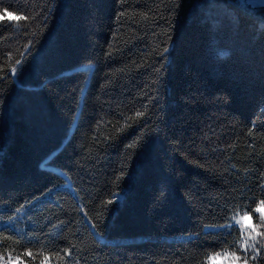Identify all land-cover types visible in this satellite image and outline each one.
Wrapping results in <instances>:
<instances>
[{"label":"trees","instance_id":"trees-1","mask_svg":"<svg viewBox=\"0 0 264 264\" xmlns=\"http://www.w3.org/2000/svg\"><path fill=\"white\" fill-rule=\"evenodd\" d=\"M261 200L264 6L0 0V264H264Z\"/></svg>","mask_w":264,"mask_h":264},{"label":"snow or ice","instance_id":"snow-or-ice-1","mask_svg":"<svg viewBox=\"0 0 264 264\" xmlns=\"http://www.w3.org/2000/svg\"><path fill=\"white\" fill-rule=\"evenodd\" d=\"M16 19H18V20L19 19H24V17H16ZM19 63H20V61H17V64H19ZM140 115H142V113L138 112L137 116H140ZM109 202L111 203V201H109ZM254 211L256 213L260 214V220L262 222H264V200L260 201V203L254 209ZM251 219H252V217L249 214L245 213L236 222L241 224L242 229L243 228H250V233H249V238L250 239H252L254 237H261L262 239H264V232H261V231L257 230L259 227L264 226V225H255V226H253L250 223H248V222L251 221ZM233 230H234V226H233ZM29 255H30V253H29ZM45 259H47V258H45ZM211 259L213 261H215L217 259V257H212ZM231 259L233 260L234 264H236V262H238L240 260V257L235 255V254H233ZM244 264H247V260L244 261Z\"/></svg>","mask_w":264,"mask_h":264},{"label":"rangeland","instance_id":"rangeland-1","mask_svg":"<svg viewBox=\"0 0 264 264\" xmlns=\"http://www.w3.org/2000/svg\"><path fill=\"white\" fill-rule=\"evenodd\" d=\"M240 2L244 5V4H247V3H251L252 5H261V6H264V0H240ZM255 214L259 215V213H256ZM244 215V214H239L237 215L233 220H232V223L234 225H236L237 227H239L243 232H244V237H245V241H248L249 239H246L249 237V233H250V228H243L241 227V224L237 223L236 221L240 219V217ZM251 225L254 226L253 224V220L251 219L250 222ZM212 257H217V259L215 261H213L211 258ZM1 264H20L17 260H11V261H6V262H2ZM207 264H234L233 260H231V258L228 256V255H225V254H222V255H218V256H211L209 259H208V262ZM236 264H244V263H237Z\"/></svg>","mask_w":264,"mask_h":264}]
</instances>
